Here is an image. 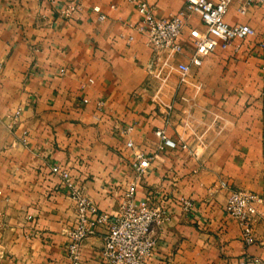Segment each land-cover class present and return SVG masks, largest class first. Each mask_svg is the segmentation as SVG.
<instances>
[{
	"label": "crops",
	"instance_id": "0c3cea01",
	"mask_svg": "<svg viewBox=\"0 0 264 264\" xmlns=\"http://www.w3.org/2000/svg\"><path fill=\"white\" fill-rule=\"evenodd\" d=\"M146 1L164 18L184 4ZM240 5L225 20L255 35L183 74L192 44L156 55L130 0H0V264H66L73 203L59 173L113 215L133 177L127 140L152 155L135 199L154 191L168 208L147 264H264V6ZM158 128L192 153L159 149ZM221 180L262 197L251 244L223 210ZM103 233L83 240L84 264H103Z\"/></svg>",
	"mask_w": 264,
	"mask_h": 264
},
{
	"label": "built area",
	"instance_id": "2783aa9c",
	"mask_svg": "<svg viewBox=\"0 0 264 264\" xmlns=\"http://www.w3.org/2000/svg\"><path fill=\"white\" fill-rule=\"evenodd\" d=\"M130 1L139 15L136 30L145 37L146 44L156 55L168 51H182L185 37L192 44L193 52L189 63H178L183 74L189 72L191 66L201 65L203 58L214 50L225 49L233 40H244L256 33L248 23L226 22L225 15L233 0H184L183 6L169 18L156 16L152 5L146 0ZM253 4L264 6V0H241L238 11L244 13L246 7ZM75 8L76 5H70L63 13L69 14ZM92 9L99 19L105 18L98 5H94ZM196 23L201 24L202 28L197 27ZM131 129L132 126H126L120 131L125 134ZM155 134L160 140L157 146L159 149L180 147L192 153L185 140L168 137L160 128L155 130ZM126 146L133 150V158L129 163L133 177L125 186L121 203L113 215L100 211L96 203L83 194L68 172L60 171L59 175L67 187V196L73 203V222L68 231L66 264H84L80 258L81 244L100 227H104L100 249L103 264H147L153 256V228L167 219L168 208L154 199V191L149 192L142 200L135 199L136 183L147 174L152 155H146L139 148H135L131 140H127ZM219 186L228 189L223 210L238 223L243 242L251 244L254 218L252 214L262 204V197L243 188L231 187L225 180H221ZM180 203L185 209L192 205L187 198H181Z\"/></svg>",
	"mask_w": 264,
	"mask_h": 264
}]
</instances>
